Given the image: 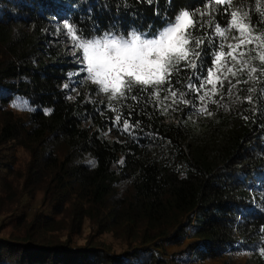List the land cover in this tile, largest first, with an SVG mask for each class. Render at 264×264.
Instances as JSON below:
<instances>
[{
	"label": "trees",
	"instance_id": "1",
	"mask_svg": "<svg viewBox=\"0 0 264 264\" xmlns=\"http://www.w3.org/2000/svg\"><path fill=\"white\" fill-rule=\"evenodd\" d=\"M185 10L201 56L163 84L113 96L81 65V30ZM262 20L264 0H0V264H180L135 257L188 240L215 259L247 233L264 264Z\"/></svg>",
	"mask_w": 264,
	"mask_h": 264
},
{
	"label": "snow or ice",
	"instance_id": "2",
	"mask_svg": "<svg viewBox=\"0 0 264 264\" xmlns=\"http://www.w3.org/2000/svg\"><path fill=\"white\" fill-rule=\"evenodd\" d=\"M148 2L151 4L154 0ZM156 2L158 3V0ZM168 3L171 5V0H168ZM123 6L128 7L126 2ZM154 14L160 15L158 11ZM231 17L229 27L238 29L240 35L244 36L246 30L251 28V18L247 13L240 16L236 11L231 13ZM245 20L249 22L245 23ZM162 22L166 26L163 32H160V29L153 31L154 26L149 25L147 30L133 28L131 32L121 35L113 26L109 38L95 42L89 38V32L80 31L81 37L87 42L76 44L75 47L83 49V59L87 60V73L100 86V91L110 92L113 96L117 94L124 96L125 93H132L138 85H160L165 82V77L171 76L170 69L177 67L190 55L200 58L199 51L188 47L193 40L187 30L194 26L189 12L184 11L177 17L162 18ZM258 23H264V20ZM65 27L72 31L70 26L65 25ZM93 28L99 34L97 26L94 25ZM216 31L223 35L219 26ZM157 34L159 38H150ZM124 36H131V39ZM202 43V40H196V48L198 49ZM260 58L264 60V53ZM216 59H220L219 54ZM192 67L195 68L196 64L193 63Z\"/></svg>",
	"mask_w": 264,
	"mask_h": 264
},
{
	"label": "rangeland",
	"instance_id": "3",
	"mask_svg": "<svg viewBox=\"0 0 264 264\" xmlns=\"http://www.w3.org/2000/svg\"><path fill=\"white\" fill-rule=\"evenodd\" d=\"M165 30L166 28L162 29L160 32H163ZM153 38H159V34H157ZM96 40L103 41L104 39H95L93 42H95ZM68 53L70 55H73L74 50L70 48L68 50ZM81 65L87 70L86 59H83ZM40 197H41L40 193H37L35 197L36 199L33 202L34 203L38 202ZM24 200L27 201L28 200L27 197H25ZM187 242L188 240H186L181 245L164 244V246L159 249L153 246L149 252L140 251L139 253L136 254L135 258H137V260H143L145 262H150L156 258L159 259L167 258L172 263H180V264H255L253 253H254V248L257 244V238L254 233H247L241 236L240 242L242 243V245L238 247H233L227 251L222 252L220 256L216 257L215 259H200L189 256L187 254V249H186Z\"/></svg>",
	"mask_w": 264,
	"mask_h": 264
}]
</instances>
